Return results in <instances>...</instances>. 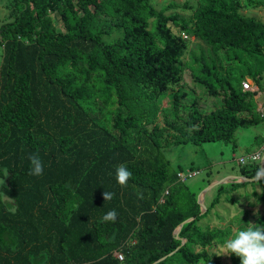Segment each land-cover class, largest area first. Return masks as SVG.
<instances>
[{
  "label": "trees",
  "instance_id": "16d2710c",
  "mask_svg": "<svg viewBox=\"0 0 264 264\" xmlns=\"http://www.w3.org/2000/svg\"><path fill=\"white\" fill-rule=\"evenodd\" d=\"M6 6L13 10L0 25V177L8 174L0 188V264H222L211 246L251 223L264 225V213L238 219L235 231L202 223L222 194L243 188L240 195L264 202V180L254 179L259 162L239 164L251 180L218 185L202 212L188 178L169 170L161 150L165 131L174 144L235 147L237 128L264 122L255 109L264 20L242 13L241 0H200L188 18L169 12L174 3L157 10L151 0ZM188 35L206 46L191 56L192 79L205 86L206 103L220 105L195 98L186 108L185 91L176 90L173 121L162 113V124L155 122V102L181 80ZM34 153L44 164L40 176L29 175ZM120 165L132 173L124 186L115 175ZM13 206L14 214L7 211ZM112 210L115 222L103 221Z\"/></svg>",
  "mask_w": 264,
  "mask_h": 264
},
{
  "label": "rangeland",
  "instance_id": "374dc122",
  "mask_svg": "<svg viewBox=\"0 0 264 264\" xmlns=\"http://www.w3.org/2000/svg\"><path fill=\"white\" fill-rule=\"evenodd\" d=\"M200 0H151V3L157 10H160L163 6L170 3L175 4V8L171 13H179L183 17H190L193 9L198 8ZM7 0H0V25L6 21L11 20L12 8L6 6ZM240 10L242 13L248 16H255L260 20H264V0H253L249 3L247 0H241ZM107 15H110L107 13ZM54 22L55 18L51 15ZM108 18L105 16V19ZM105 19L103 23L105 22ZM175 30V29H174ZM188 46L185 49L183 56L184 65L181 69V80L178 84L173 85L170 90L164 92L158 101L153 106V113L156 115L153 119L155 122L162 124L161 114L166 113L168 120H172V94L176 91H185L186 97L182 100L183 105L186 108H191L193 99L197 98L203 101L205 107H211L213 105H220L218 100H213L212 103H206L208 100L205 95V86L192 79L191 72L196 71L197 65L191 62V56L199 55L200 47L206 49L203 42L196 39L192 35H188L185 39ZM223 66L229 65L224 57ZM2 61V46L0 45V64ZM262 91L259 94L264 93V77L262 79ZM258 94V93H257ZM255 94V95H257ZM261 96V95H260ZM257 97V96H256ZM206 99V100H205ZM255 109L259 110L264 108L262 100L258 97L255 98ZM264 102V101H263ZM261 103V104H260ZM260 104V107H258ZM264 110V109H263ZM173 132L165 131L163 135L162 154L169 163V170L171 172L177 171L178 173L187 174L198 171L197 174L192 175L185 181L187 187L196 194V200L199 194L206 190L209 185L216 183L213 187L203 193L201 196L204 207L209 205L211 200L216 195V188L218 185H223L227 188L229 183L240 182L239 163L237 158L247 153H253L259 151L264 145V122L252 125L250 127H239L234 133L236 146L233 147L232 142H225L223 140L205 141L201 144H194L189 141H180L177 144L173 142ZM173 142V144H172ZM177 142V141H176ZM4 177H0V188L2 186ZM223 181L222 183H217ZM246 190L250 191L249 188ZM243 191L235 190L222 194L220 196V202L216 205L210 216L209 220H204V225L225 227L229 225L233 231L236 230L239 224L238 219L248 218V221H253L254 217L258 214L264 213V202L260 201L255 194L249 193V196L240 195L238 192ZM255 191L260 193V187L256 186ZM226 195L236 197L237 202L235 205L228 203L224 200ZM3 199V194L1 193ZM4 202H9L3 199ZM12 202V201H11ZM10 202V203H11ZM243 222V221H242ZM210 253H215L221 260L222 264H231L229 256L224 255L225 250L222 245H213L209 249Z\"/></svg>",
  "mask_w": 264,
  "mask_h": 264
},
{
  "label": "clouds",
  "instance_id": "9594fccd",
  "mask_svg": "<svg viewBox=\"0 0 264 264\" xmlns=\"http://www.w3.org/2000/svg\"><path fill=\"white\" fill-rule=\"evenodd\" d=\"M30 162L29 175L40 176L43 174L44 164L38 154H30L28 156ZM116 180L117 183L121 186L127 184L128 180L132 176L130 170L126 166L120 165L116 169ZM8 177L7 170H5V177L3 183H5L6 178ZM254 179L256 181L264 180V168H261L257 171ZM112 193L105 192L103 193L104 200H110L112 198ZM3 199L11 202L14 199L3 194ZM16 208L10 207L7 211L11 213L16 212ZM117 218V212L115 210L107 212L102 220L105 222H115ZM253 226L248 227L244 230H239L236 232L233 238H230L225 241L223 248L225 254H235L240 258V264H264V225L254 224Z\"/></svg>",
  "mask_w": 264,
  "mask_h": 264
},
{
  "label": "built area",
  "instance_id": "2783aa9c",
  "mask_svg": "<svg viewBox=\"0 0 264 264\" xmlns=\"http://www.w3.org/2000/svg\"><path fill=\"white\" fill-rule=\"evenodd\" d=\"M246 88H249L247 85H245ZM255 98H256V95H255ZM264 104V103H263ZM264 108L261 107L259 109V111L261 112V115L262 117L264 118ZM263 137H264V134H263ZM264 157V145L260 148L259 151H255L253 153H247V154H244V155H241L237 158V161L239 164H246V163H256V162H261L262 158ZM198 171H194V173H187V174H182V173H178V176L180 177L181 180H185L189 177H192V175H195L197 174ZM114 255L119 259V260H122L123 258V255L121 252H114Z\"/></svg>",
  "mask_w": 264,
  "mask_h": 264
},
{
  "label": "water",
  "instance_id": "95a60500",
  "mask_svg": "<svg viewBox=\"0 0 264 264\" xmlns=\"http://www.w3.org/2000/svg\"><path fill=\"white\" fill-rule=\"evenodd\" d=\"M261 168H264V157L262 158V160H261V162H260V169H261ZM247 180H251V179H244L243 177H241L240 180H238V181H247ZM222 182H223V181H219V182H217V183H222ZM215 184H216V183H212L211 185H209V186L207 187L206 190L202 191V192L199 194V196H198V198H197V202L199 203L201 209H202V207H204L203 202H202V199H201V196L203 195L204 192H206L207 190H209V189H210L211 187H213ZM204 211H205V209H202V212H204ZM191 219H192V218H189V219L185 220L183 223H181V224L178 226V228L176 229V232L179 231V229H180V227L182 226V224H184L185 222L190 221ZM159 261H160V260H159Z\"/></svg>",
  "mask_w": 264,
  "mask_h": 264
},
{
  "label": "crops",
  "instance_id": "0c3cea01",
  "mask_svg": "<svg viewBox=\"0 0 264 264\" xmlns=\"http://www.w3.org/2000/svg\"><path fill=\"white\" fill-rule=\"evenodd\" d=\"M263 89H264V86H263ZM260 95H261V96H260ZM256 96H257L259 99H261V100H262V102H261V103H264V102H263V101H264V93H263V94H262V93H261V94H259V93H258ZM257 97H256V98H257ZM261 103H260V104H261ZM260 104H259V106H258V107H260Z\"/></svg>",
  "mask_w": 264,
  "mask_h": 264
}]
</instances>
